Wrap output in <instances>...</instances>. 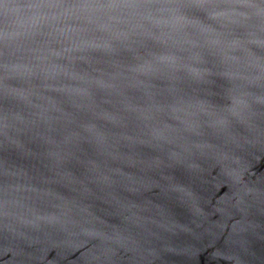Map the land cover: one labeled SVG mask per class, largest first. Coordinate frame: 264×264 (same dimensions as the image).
<instances>
[{
  "label": "water",
  "instance_id": "1",
  "mask_svg": "<svg viewBox=\"0 0 264 264\" xmlns=\"http://www.w3.org/2000/svg\"><path fill=\"white\" fill-rule=\"evenodd\" d=\"M0 264H264V0H0Z\"/></svg>",
  "mask_w": 264,
  "mask_h": 264
}]
</instances>
